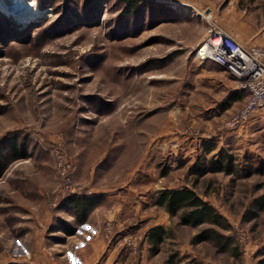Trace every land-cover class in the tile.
<instances>
[{
    "label": "rangeland",
    "instance_id": "1",
    "mask_svg": "<svg viewBox=\"0 0 264 264\" xmlns=\"http://www.w3.org/2000/svg\"><path fill=\"white\" fill-rule=\"evenodd\" d=\"M31 1L35 18L0 9V143L25 145L0 177V264H47L30 241L59 242V221L76 225L56 153L78 195L99 201L93 229L114 225L113 264H264V109L226 125L245 93L198 53L214 27H249L264 46V0H143L138 15L117 0ZM222 153L229 174L210 168ZM183 186L225 219L221 242H193L210 225L179 224L154 204ZM153 226L167 234L155 254ZM74 235L97 236L80 225Z\"/></svg>",
    "mask_w": 264,
    "mask_h": 264
},
{
    "label": "trees",
    "instance_id": "2",
    "mask_svg": "<svg viewBox=\"0 0 264 264\" xmlns=\"http://www.w3.org/2000/svg\"><path fill=\"white\" fill-rule=\"evenodd\" d=\"M39 0H37L38 2ZM122 6L126 15H138L145 4L143 0H117ZM241 92V91H240ZM25 156V145H18L16 137L4 140L0 143V177L7 169L8 165ZM232 157L226 154H220V157L211 162L210 168L216 172L229 174L233 167ZM202 171L199 172V175ZM264 199V196L262 197ZM68 208L72 209V217L76 225H83L89 212L99 205V201L87 195H68L64 199ZM157 207L162 208L169 216H178L179 224L198 227L210 225L194 237L193 242L199 243L208 240L221 242L224 235L217 231V227H224L225 219L219 212L208 202L204 201L193 187L183 186L179 188H162L156 192L155 203ZM264 207V203L261 208ZM61 230L66 235H73L76 227L60 220ZM149 245L150 252H158L159 246L164 242L167 234L161 226L149 228L145 234ZM225 248V247H224Z\"/></svg>",
    "mask_w": 264,
    "mask_h": 264
},
{
    "label": "built area",
    "instance_id": "3",
    "mask_svg": "<svg viewBox=\"0 0 264 264\" xmlns=\"http://www.w3.org/2000/svg\"><path fill=\"white\" fill-rule=\"evenodd\" d=\"M198 53L202 60L221 66L233 78L236 89L245 93L244 104L226 125L235 127L252 113L264 109V48L244 46L226 30L214 27L202 41ZM55 160L62 190L70 195L80 194V187L74 185L66 160L59 153ZM83 227L91 236L96 234L103 239H108L114 230L111 222H106L98 231L88 224Z\"/></svg>",
    "mask_w": 264,
    "mask_h": 264
},
{
    "label": "crops",
    "instance_id": "4",
    "mask_svg": "<svg viewBox=\"0 0 264 264\" xmlns=\"http://www.w3.org/2000/svg\"><path fill=\"white\" fill-rule=\"evenodd\" d=\"M243 33L238 32L237 30H231V34L235 37L238 42L244 46H259L264 48L263 42L259 38H253L250 32L249 27L243 28ZM254 112L252 115H254ZM251 115V116H252ZM99 206V205H98ZM96 206L93 208L85 221L84 224H88L92 228L95 227L99 228L100 223L102 221V217L99 214H102V209ZM113 213V212H112ZM115 213V212H114ZM113 213V214H114ZM83 224V225H84ZM72 225V224H71ZM80 225V226H83ZM79 225H74V227H78ZM61 242H45L43 243L42 238L34 240L33 242L30 241L31 245H35L34 251L32 250L31 257L34 260L39 259V261H44L47 264H56V261L53 258V255H58V258H63V260H72V263L69 262L68 264H113L114 262L118 261V248L121 246L120 241H116V248H111V241H104V239L100 238L99 236H95L93 238L88 239H80L77 238L76 235H66L65 233H60ZM56 239V238H55ZM38 243V244H37ZM68 245L72 247V249H53L54 246H63L62 248H68ZM53 249V250H52ZM52 250V251H51ZM57 250V251H54ZM72 250V252H71ZM118 252H115V251ZM59 252V253H58ZM62 252V253H60ZM70 257L68 258V256ZM56 257V256H55ZM68 258V259H67ZM67 264V263H66ZM118 264V263H116Z\"/></svg>",
    "mask_w": 264,
    "mask_h": 264
},
{
    "label": "bare ground",
    "instance_id": "5",
    "mask_svg": "<svg viewBox=\"0 0 264 264\" xmlns=\"http://www.w3.org/2000/svg\"><path fill=\"white\" fill-rule=\"evenodd\" d=\"M0 9L18 21L25 20L27 17L35 18L39 14L31 0H0Z\"/></svg>",
    "mask_w": 264,
    "mask_h": 264
}]
</instances>
